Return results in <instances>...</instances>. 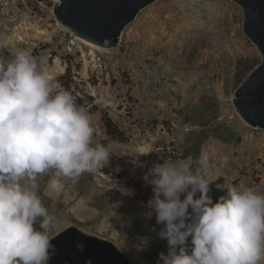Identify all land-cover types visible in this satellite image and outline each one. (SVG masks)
I'll use <instances>...</instances> for the list:
<instances>
[{
  "label": "rangeland",
  "instance_id": "obj_1",
  "mask_svg": "<svg viewBox=\"0 0 264 264\" xmlns=\"http://www.w3.org/2000/svg\"><path fill=\"white\" fill-rule=\"evenodd\" d=\"M57 2L0 0V55L27 49L46 57L60 86L58 78L70 66L79 89L94 97V143L112 149L108 163L58 191L48 188L50 176L40 178L39 194L53 216L49 235L73 226L114 242L135 262L158 264L168 242L158 235L163 225L149 214L152 195L137 196L134 185L124 183L152 186L144 174L163 159H191L195 170L203 152L209 156L204 174L212 180L213 202L241 182L264 191V129L244 122L232 101L262 56L244 34L243 10L232 0H156L125 28L116 47L99 49L79 40L71 50V35L56 18ZM35 25L51 34L39 37ZM104 115L127 141L107 133ZM187 123L201 129L181 140L175 128ZM127 189L133 194H125Z\"/></svg>",
  "mask_w": 264,
  "mask_h": 264
},
{
  "label": "clouds",
  "instance_id": "obj_2",
  "mask_svg": "<svg viewBox=\"0 0 264 264\" xmlns=\"http://www.w3.org/2000/svg\"><path fill=\"white\" fill-rule=\"evenodd\" d=\"M46 65L27 49L0 55V264H49L53 216L40 178L50 176L48 188L58 191L111 156L110 143H94L88 108ZM198 164L194 170L191 159H163L144 174L153 186L149 214L168 242L158 264H264V191L241 182L213 202L207 153Z\"/></svg>",
  "mask_w": 264,
  "mask_h": 264
},
{
  "label": "water",
  "instance_id": "obj_3",
  "mask_svg": "<svg viewBox=\"0 0 264 264\" xmlns=\"http://www.w3.org/2000/svg\"><path fill=\"white\" fill-rule=\"evenodd\" d=\"M156 0H58L55 14L77 37L102 48L118 45L125 28ZM243 10L244 34L256 45L262 61L233 94V105L248 125L264 129V0H232ZM55 255L49 264H140L110 240L68 227L51 241ZM82 244L81 251L77 245Z\"/></svg>",
  "mask_w": 264,
  "mask_h": 264
},
{
  "label": "trees",
  "instance_id": "obj_4",
  "mask_svg": "<svg viewBox=\"0 0 264 264\" xmlns=\"http://www.w3.org/2000/svg\"><path fill=\"white\" fill-rule=\"evenodd\" d=\"M68 79L70 80L69 82ZM58 81L65 89L72 91V93L77 97V102L79 104L85 105L89 111L96 107L94 104V97L92 95L86 94L83 89H79V86L76 84V82H74L73 76L71 75L70 66L67 68L66 73L58 78ZM74 83H75V87H74ZM103 122L106 127L107 133L111 135L113 138L119 139L120 141L128 140V138L125 137L126 136L125 132L118 126V124L113 122L111 118L104 115ZM120 176L121 175H118L117 177L120 178ZM124 184L127 186L134 185L137 192L136 194L137 196L142 192H144L146 196L153 195L152 186L143 187L141 182H133L132 180L130 182H125Z\"/></svg>",
  "mask_w": 264,
  "mask_h": 264
},
{
  "label": "built area",
  "instance_id": "obj_5",
  "mask_svg": "<svg viewBox=\"0 0 264 264\" xmlns=\"http://www.w3.org/2000/svg\"><path fill=\"white\" fill-rule=\"evenodd\" d=\"M79 39L76 38L75 36H72L69 38L68 42H67V47L69 50L73 49L76 44L78 43ZM94 57L98 58L99 62H102V56L98 53V52H94ZM229 122H232V118H229ZM175 127V126H174ZM178 128L181 129V133H182V139H184L185 135L191 132H195V131H200V126H198L197 124H192V123H187L184 125H181V127H176L175 129L178 131Z\"/></svg>",
  "mask_w": 264,
  "mask_h": 264
},
{
  "label": "bare ground",
  "instance_id": "obj_6",
  "mask_svg": "<svg viewBox=\"0 0 264 264\" xmlns=\"http://www.w3.org/2000/svg\"><path fill=\"white\" fill-rule=\"evenodd\" d=\"M32 28L35 29L36 34H37L39 37H40V36H42V37H44V36H49V35L51 34L48 30L43 29V28H40L39 26H36V25H35V26H32ZM68 32L70 33V35L75 36V37L78 38L80 41H82V42H84V43H86V44H88V45H90V46H92V47H96V48L102 49V47H100V46H97V45H95V44H93V43H90V42H88V41H86V40H83V39L77 37V36H76L73 32H71L70 30H68Z\"/></svg>",
  "mask_w": 264,
  "mask_h": 264
}]
</instances>
